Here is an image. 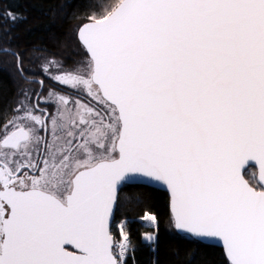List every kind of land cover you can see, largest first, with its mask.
<instances>
[{"label": "snow or ice", "instance_id": "1", "mask_svg": "<svg viewBox=\"0 0 264 264\" xmlns=\"http://www.w3.org/2000/svg\"><path fill=\"white\" fill-rule=\"evenodd\" d=\"M93 3L86 55L40 67L70 91L22 89L0 123V264H127L113 219L138 178L166 187L176 230L264 264V0Z\"/></svg>", "mask_w": 264, "mask_h": 264}, {"label": "trees", "instance_id": "2", "mask_svg": "<svg viewBox=\"0 0 264 264\" xmlns=\"http://www.w3.org/2000/svg\"><path fill=\"white\" fill-rule=\"evenodd\" d=\"M94 10L93 0H0V48L19 53L25 70L21 75L15 55L0 53V123L12 115L22 89L38 88V83L28 82L41 77L39 71H31L36 56L63 59L68 67L80 57L83 50L76 33ZM8 13L16 20L7 18ZM168 202L164 192L152 188H121L114 220L130 222L135 250L130 249L127 264H227L221 249L175 233ZM145 212L157 217L158 227L142 223ZM146 233L155 234L157 243L149 246L143 239Z\"/></svg>", "mask_w": 264, "mask_h": 264}, {"label": "water", "instance_id": "3", "mask_svg": "<svg viewBox=\"0 0 264 264\" xmlns=\"http://www.w3.org/2000/svg\"><path fill=\"white\" fill-rule=\"evenodd\" d=\"M76 37H77V33H76ZM39 92H41V85H40ZM249 168H253L254 171H255V167L254 166L253 167H249ZM129 185H132V186H144V187H148V188H152V189L164 192L167 195V197H168L169 211H170V214H171V210H170V194L167 192L166 187H164V186H162V185H160L158 183H155V182H144L143 178H138L135 181L129 182L128 184H126L124 186H129ZM173 229H174L175 233L178 234V235H185V236H188V237H190L191 239H193V240H195L197 242L205 243V244H208V245H211V246H214V247H217V248L221 249L223 254H224V256H225V258H226V255H225V252H224V248H223V242L220 241L218 238H197V237L191 236L190 234L183 233V232H181L179 230H176L174 227H173ZM226 260H227V258H226Z\"/></svg>", "mask_w": 264, "mask_h": 264}, {"label": "rangeland", "instance_id": "4", "mask_svg": "<svg viewBox=\"0 0 264 264\" xmlns=\"http://www.w3.org/2000/svg\"><path fill=\"white\" fill-rule=\"evenodd\" d=\"M86 55V53H83L82 51L80 52V57L78 58V59H82L84 56ZM44 58H49V59H53V58H50V57H41L40 55L39 56H36L35 57V66L31 69V71H33V72H38L39 71V73H40V76L41 77H39V78H37L38 80H42V79H44V81H48V83L49 84H46V89L44 90V92L43 93H46V95H47V92H48V90H49V88L50 87H56V88H61L62 90H64V91H70V90H67V89H65L64 88V86H59V85H55V84H53V82L51 81V80H49V79H47L44 75H43V73L40 71V67H41V64L43 63V60H44ZM71 67V66H70ZM33 89H35L34 91H39V85H38V88H33ZM22 91V90H21ZM21 98V94H20V97H19V99ZM18 102V101H17ZM17 104V103H16ZM251 172L252 171H250V172H248L249 174H251Z\"/></svg>", "mask_w": 264, "mask_h": 264}, {"label": "built area", "instance_id": "5", "mask_svg": "<svg viewBox=\"0 0 264 264\" xmlns=\"http://www.w3.org/2000/svg\"><path fill=\"white\" fill-rule=\"evenodd\" d=\"M120 221H121V220H113V232H114V234L116 235V238H117V239H119V231H118V229H117L115 226H116V224H118ZM126 221H127V220H126ZM141 221H142V223L145 224V225L152 226V225H151V222H149V221H143V220H141ZM129 252H130V251H129Z\"/></svg>", "mask_w": 264, "mask_h": 264}, {"label": "flooded vegetation", "instance_id": "6", "mask_svg": "<svg viewBox=\"0 0 264 264\" xmlns=\"http://www.w3.org/2000/svg\"><path fill=\"white\" fill-rule=\"evenodd\" d=\"M29 80H34L36 83H38V85H39V90H40V83H39L40 80H38V79H28V81H29ZM43 86H44V85H43ZM42 89H43V88H41V91H42ZM41 95L46 97V93H42V92H41ZM35 98H36V97L34 96L33 99H35Z\"/></svg>", "mask_w": 264, "mask_h": 264}]
</instances>
